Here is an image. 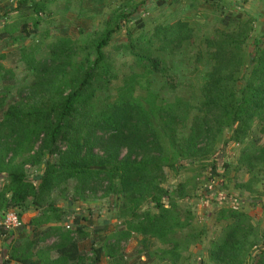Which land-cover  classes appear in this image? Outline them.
<instances>
[{
  "label": "trees",
  "instance_id": "1",
  "mask_svg": "<svg viewBox=\"0 0 264 264\" xmlns=\"http://www.w3.org/2000/svg\"><path fill=\"white\" fill-rule=\"evenodd\" d=\"M50 4L17 2L14 13L23 17L18 30L22 38L41 30ZM140 7L115 15L91 46L63 37L48 45L49 52L41 57L36 55L40 42L22 49L21 61L32 77L23 80L19 101L8 106L0 119V209H23L27 203L43 208L30 224L37 230L46 228L40 240L14 249L11 259L38 264L30 260L32 249L55 238L51 248L55 257L39 264H87L79 247L86 235L81 217L76 214V229L69 231L70 225L63 224L65 212L50 202L55 193H67L70 185L77 199L103 191V197L114 200L125 227L109 244L92 247L96 256L91 264L100 261L104 249L114 258L115 248L134 235L141 236L144 244L153 239L165 245L156 257L161 263L176 264L187 240L202 237L193 228L192 213L182 212L179 203L190 201L193 179L177 183L170 192L163 186L166 168L178 174L181 164H188L222 182L230 169L225 162L228 147L238 144L242 148L235 169L246 170L250 179L244 190L256 193L253 186L260 182L259 172L264 173V35L254 41L252 51L248 49L255 21L242 14L218 20L220 27L199 45L194 42V28L181 19L158 26L150 36L134 37L128 31L129 41L114 51L133 57L135 69L120 78L104 49L127 21L139 16ZM33 20L36 27L31 32ZM12 31L16 30L8 28L0 37ZM194 46L209 66L196 94L179 95L183 81L176 80L172 73L176 63L165 56ZM14 76L12 70L3 74L9 81ZM117 79L121 83L114 94ZM168 91L176 93L173 98L163 96ZM0 99L5 101L6 95L0 94ZM27 165L42 168L37 182L27 177ZM150 204L156 211L145 207ZM219 217L226 225L208 252L209 263L264 264L262 239L252 217L236 207L223 210ZM7 234L1 224L0 235Z\"/></svg>",
  "mask_w": 264,
  "mask_h": 264
},
{
  "label": "rangeland",
  "instance_id": "2",
  "mask_svg": "<svg viewBox=\"0 0 264 264\" xmlns=\"http://www.w3.org/2000/svg\"><path fill=\"white\" fill-rule=\"evenodd\" d=\"M13 1V3H12ZM19 0H0V24L7 14H4L5 7L8 14L14 9V4ZM50 2V10L47 11L44 22L39 25L41 30L28 40L22 39L21 34L10 37L12 41L5 44L4 40L0 39V94L6 95V100L1 101L0 119L4 116L5 110L11 104L18 102V90L23 86V80L30 78V72L26 70V66L21 61L22 49L35 46L37 42L42 43V46L37 50L36 55L47 54L49 46L59 38H70L84 42L86 46H91L93 40L101 35L106 28V23L114 20L115 15L122 14L125 10L128 13L137 10H142L138 13L139 16L127 21L118 33L112 37L110 45L104 49L106 54L110 55L115 63V71L119 74L129 73L134 67L133 57L124 52H115L114 49L120 44H125L129 41V36L126 32L129 31L134 37L144 34L150 36L158 26L172 24L174 21L181 19L189 21L190 25L195 30L194 42L199 45L204 38L211 36L216 27H220L219 21L221 18L229 14H242L246 19L251 18L256 22L257 19L264 20V1L253 2L249 5L248 10H238L235 8L225 9L217 0H47ZM15 2V3H14ZM16 6V5H15ZM2 8L3 11H2ZM197 11L199 15H195ZM263 12L262 14H260ZM194 14V15H193ZM35 21L30 25L29 30L36 27ZM6 22V21H5ZM8 23V22H7ZM10 28L18 31L21 23L17 20L10 24ZM33 25V26H32ZM8 26V25H7ZM6 26V27H7ZM253 31L246 47L252 51L255 40H261L264 35V27L261 24H253ZM20 33V32H19ZM1 35V33H0ZM20 37V38H18ZM21 39V40H20ZM47 46V47H45ZM89 49V48H88ZM248 50V56L251 55ZM166 59L176 63V67L172 70L175 72L176 80L183 81L181 92L179 95L192 96L198 92V87L203 83L205 72L209 63L197 56L195 46L188 49L186 52H179L176 55H166ZM94 58V57H92ZM169 62V63H170ZM6 70H12L15 75L9 81V78H3ZM170 71V72H171ZM158 80V79H157ZM160 81V80H158ZM27 83V82H25ZM121 83V79L115 80L112 91L116 94L115 89ZM25 86V85H24ZM179 90V89H178ZM141 93L140 90L138 94ZM176 93L168 91L163 94L164 97L173 98ZM1 100V99H0ZM228 135V133H226ZM264 142V137L261 143ZM241 146L234 144L228 147L229 155L225 162L230 164V169L225 172L222 182L219 177H211L209 171L199 172L193 171L195 167L188 164H181V169L178 174L172 169L166 168L167 181L163 186L172 192L179 182L192 180L189 183L190 201L179 202L182 212L189 210L193 217V228L201 231L202 237L197 239L187 240V247L183 251L182 256L176 264H199L200 261L209 263L208 252L212 244L221 239L224 233L226 222L221 220L219 214L223 210H229L236 207L252 217V223L259 230L260 241L259 247H264V173L259 172L260 182L253 186L255 194L246 192L245 183L248 182L250 176L245 169L236 171L235 166L241 152ZM10 158V157H8ZM27 177L35 182L38 181L42 168L26 166ZM220 172H224L221 170ZM221 182V183H220ZM74 189L70 185L69 191L64 195L55 193L50 202L53 201L57 208L65 212L63 224L66 227L70 225V230L76 229V214L81 217V225L84 228L85 236L80 240V250L85 254V262L91 264L95 259V249L109 244L112 237L125 227L123 220L118 217L116 204L113 199L105 198L103 191L96 195L87 194L83 199H77L74 195ZM233 197L234 201H229V197ZM232 203V204H229ZM153 209V205H145V207ZM24 208H9L0 211V225L3 221L4 213L14 211L20 214L23 221V232L17 229L15 233L17 238L28 236L30 240H40L45 226L40 229H33L25 223L24 218L28 221L34 214L38 215L44 211L43 208L36 209L30 203H27ZM1 210V209H0ZM153 211H156L153 209ZM6 215V214H5ZM188 230L185 232L187 233ZM198 233V232H196ZM193 233H191L192 235ZM193 236V235H192ZM262 236V237H261ZM143 238L139 235L132 236L129 240L120 243V246L115 248V257L111 258L106 255L107 249L102 251L100 261L96 264H172L168 262L161 263L156 254L159 250L167 248L165 245L156 240L150 239L146 244L142 242ZM9 239L0 235V264H5L10 260V264H22L11 259L13 249L19 248L23 241L17 243L11 248L12 244H8ZM11 243V242H10ZM55 243L54 238L46 239V241L38 243L33 249L30 260L39 264V261L48 256L54 258L55 251H51ZM5 258H1L5 255ZM2 254V255H1Z\"/></svg>",
  "mask_w": 264,
  "mask_h": 264
},
{
  "label": "crops",
  "instance_id": "3",
  "mask_svg": "<svg viewBox=\"0 0 264 264\" xmlns=\"http://www.w3.org/2000/svg\"><path fill=\"white\" fill-rule=\"evenodd\" d=\"M218 1V3L220 4V5H223L224 7H225V9H230V8H235V6L237 7V9L238 10H248L250 7H249V5H251V3H253V2H260V0H217ZM262 1H264V0H262ZM18 2V1H17ZM17 2L14 4V9L10 12V14H8V11H6L7 10V8L5 7V9L4 8H2L1 7V9H2V11H3V9H4V14H7L6 15V17L4 18V21L2 20V22H1V24H0V33H2V32H4V30H6V29H8V28H10V24L13 22V21H15V20H17V21H23V17H21V16H19L18 14H16V13H14V10L17 8ZM12 3H13V1H12ZM16 5V6H15ZM264 12V11H263ZM263 12H261L260 14H262ZM1 13V12H0ZM194 14L195 15H199V13L197 12V11H194ZM193 14V15H194ZM6 21V22H5ZM8 22V23H7ZM256 24H261L262 25V27H264V20H262V19H257L256 20V22H255ZM33 24V23H32ZM8 25V26H7ZM7 26V27H6ZM33 26V25H32ZM19 34V32L18 31H15V32H13L12 31V33H11V35H6V37H5V34H4V38H1L0 37V39H2V40H4V42H5V44H9V42L10 41H12L11 40V38L12 37H14V35L16 36V35H18ZM12 36V37H11ZM11 37V38H10ZM18 38H20V37H18ZM22 38V37H21ZM22 39H24V38H22ZM29 39V38H28ZM27 39V40H28ZM21 40V39H20ZM7 178V176L6 175H4V179H6ZM2 179L0 180V184H2ZM1 188H2V185H0V191H1ZM231 200H235L233 197H231L230 198V200L229 201H231ZM229 204H232V203H229ZM0 211H2V210H0ZM34 216H36V214H34L28 221L26 220V218H24V221H25V223H27L28 224V226H31V227H33V229L34 228H36L35 226H33V225H31L30 224V222H31V219L34 217ZM23 227V226H22ZM23 230V228H21L20 229V231H22ZM15 231H17V230H12V231H8V234L7 235H3V236H5V237H8V239H9V242H8V244H12L11 245V248L13 247V246H15L17 243H20L21 241H23V243H22V245H24L28 240L29 241H31L29 238H31V236H30V233H29V235L27 236H24V237H21L20 239H18L17 238V234L15 233ZM23 232V231H22ZM55 239V238H54ZM35 240V239H34ZM56 241V240H55ZM11 242V243H10ZM36 246V245H35ZM21 247V246H20ZM15 249H16V247H14ZM35 248V247H34ZM33 248V249H34ZM33 249H32V251H31V254H32V252H33ZM14 250V249H13ZM13 250L11 251V253L13 252ZM2 255V254H1ZM6 255H7V253L5 252V255H2L1 256V258H5L6 257ZM33 256V255H32ZM18 262V261H17Z\"/></svg>",
  "mask_w": 264,
  "mask_h": 264
},
{
  "label": "built area",
  "instance_id": "4",
  "mask_svg": "<svg viewBox=\"0 0 264 264\" xmlns=\"http://www.w3.org/2000/svg\"><path fill=\"white\" fill-rule=\"evenodd\" d=\"M2 225L8 231H12L21 228L23 226V221L19 219L18 215L14 211H11L6 214V217L3 220Z\"/></svg>",
  "mask_w": 264,
  "mask_h": 264
}]
</instances>
